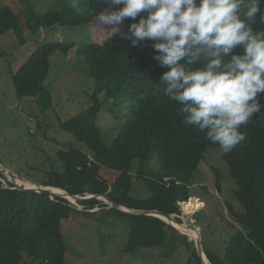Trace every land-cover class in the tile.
Wrapping results in <instances>:
<instances>
[{"label": "trees", "instance_id": "1", "mask_svg": "<svg viewBox=\"0 0 264 264\" xmlns=\"http://www.w3.org/2000/svg\"><path fill=\"white\" fill-rule=\"evenodd\" d=\"M113 6L114 11L122 5ZM264 13V0L260 2ZM141 13L140 15H146ZM95 15L70 16L57 8L45 13L32 10L27 25L40 32L58 25L88 23ZM124 19L123 29L102 42H89L80 47L78 57L87 64L96 88L91 95L92 104L83 113L77 114L60 126L85 142L93 151V158L78 149H59L57 158L63 163L61 170H51L46 186L61 187L71 195L107 194L118 204L132 209H155L170 214H181L180 201L190 197V179L197 171L208 146L220 149L210 142L203 132L185 125L180 105L169 100L163 93L166 86L161 81L168 70L154 57L157 55L153 41H140L132 46L129 26L138 22ZM254 28H264L259 15ZM19 24L9 7H0V36L8 30L17 34L20 43L26 37L19 36ZM73 42L50 41L39 45L13 74V83L19 98H34L50 102L51 92L45 86L50 69V56L56 51L68 55ZM234 51L242 52V48ZM201 65H191L195 68ZM104 94L111 108L120 107L128 101L127 111L116 137L110 144L102 139L101 129L95 118L102 109ZM261 111L254 114L240 131L245 140L222 157L236 183L234 195L242 208L229 205L231 216L239 228L229 238L221 254L205 251L210 264H264V125L260 115L264 113V93H258ZM156 159V167L147 170L150 159ZM138 159V173L151 191L147 198H136L131 193V184L126 173L132 161ZM102 166L121 174L113 184L104 179L99 170ZM0 264H68L62 219L71 211L84 214L106 209L128 219V240L125 251L137 253L144 249H163L168 241L178 234L166 221L157 216L127 215L116 208H107L99 198L79 200L84 210H79L69 199L51 198L49 194L35 190L15 189V184L0 172ZM7 180L8 187L4 181ZM217 185H220V176ZM99 210H94L96 206ZM202 211L198 214H201ZM178 222L182 219L176 218ZM192 255L196 264H202L195 243Z\"/></svg>", "mask_w": 264, "mask_h": 264}, {"label": "rangeland", "instance_id": "2", "mask_svg": "<svg viewBox=\"0 0 264 264\" xmlns=\"http://www.w3.org/2000/svg\"><path fill=\"white\" fill-rule=\"evenodd\" d=\"M0 7H9L13 11L19 24V36L26 37L20 43L13 30L0 36V170L6 172L3 174L11 182L14 180L29 185L22 180L28 179L46 186L43 182L48 180V173L63 167L56 155L59 149H78L93 158V151L87 144L62 128L60 122L83 113L92 104L91 95L96 83L89 66L78 57L80 47L89 42H102L122 30L123 23L98 26L94 17L88 23L58 25L34 32L27 25L32 10L45 13L57 8L74 17L90 13L96 16L104 10V0H80L82 12L73 9L70 0H0ZM107 11L113 12V6ZM50 41L74 43L68 55L56 51L50 56V69L44 82L51 92L50 102H38L30 97L19 98L13 83L14 72L39 45ZM100 97L103 106L95 121L101 129L103 141L110 144L124 122V118L118 116L123 117L129 104L135 101L133 97L128 98L130 103L111 108L112 104L107 102L105 95L101 94ZM260 120L264 125V113L260 115ZM138 165L139 160H133L126 175L131 184L130 193L143 199L149 197L151 191L139 177ZM155 167L156 159L152 158L147 163V170ZM217 172L218 179L220 176L219 186ZM99 173L110 184L121 174L105 166L100 168ZM4 183L7 184V180ZM189 184L191 197L187 202L193 203L192 212H185L187 202L180 201L181 214L174 216L182 219L180 223L184 228L188 226L199 231L204 250L221 254L231 235L239 228L231 216L229 205L236 210L242 206L234 195L236 183L219 148H206L204 158ZM56 188L64 191L61 187ZM62 197L69 199L79 210L85 209L79 201ZM103 197L101 199L105 202ZM100 207L97 205L94 210ZM62 229L68 264H196L192 255L196 236L192 233L189 234L192 246L188 240L186 242L177 237L174 241H168L163 249H144L137 253L125 251L128 219L106 209L87 214L71 211L63 217ZM22 264L29 262L22 258Z\"/></svg>", "mask_w": 264, "mask_h": 264}, {"label": "clouds", "instance_id": "3", "mask_svg": "<svg viewBox=\"0 0 264 264\" xmlns=\"http://www.w3.org/2000/svg\"><path fill=\"white\" fill-rule=\"evenodd\" d=\"M261 0H104L95 23L113 25L131 18L132 46L153 41L155 59L168 70L164 95L176 101L185 125L203 132L224 153L245 140L240 131L261 111L264 93V23ZM70 6L82 12L80 0ZM147 13L146 15H140ZM242 48V52L234 51ZM191 65H201L190 68Z\"/></svg>", "mask_w": 264, "mask_h": 264}, {"label": "water", "instance_id": "4", "mask_svg": "<svg viewBox=\"0 0 264 264\" xmlns=\"http://www.w3.org/2000/svg\"><path fill=\"white\" fill-rule=\"evenodd\" d=\"M0 172L1 173H6L4 170H0ZM22 180L24 182L32 183V185L31 186L30 185H25L24 183L19 184L16 181L13 180L12 183L15 184V187H14L15 189L35 190V191H38V192H42V193L49 194L52 199H54L55 197H58V196L59 197H62V196L68 197L66 195H69V196L75 198L77 201L84 200V199H91V198H99V199H101V197L104 196L103 198L105 199V203H108L109 204V206H107V208H116L117 210H119V211H121V212H123V213H125L127 215H132V216L151 215V216L160 217L161 219H163L164 221H166L167 223H169L175 229V231L178 234L186 237L187 240L189 241L190 245L192 246V240L189 239V235L186 234V233H184V232H181L176 226H174L173 224H171L170 222H168L167 219H165V218L171 219L172 217H175L174 216L175 214H170V213L162 212V211L155 210V209H132V208H127V207H125L123 205L118 204L115 200L111 199L107 194H105V195L92 194L90 196H80V195H71L66 190H64L65 194H57V193H55V192H53L51 190L52 188H54V186H43V185H39V184H36L33 181L28 180V179H22ZM6 185L8 187H10L8 184H6ZM174 219L177 221L176 218H174ZM195 246H196V249H197V253H198V255L201 258L202 264H206L205 261H204L203 255H202V253L205 254V251H204V249L202 247L201 237L198 238L197 240H195Z\"/></svg>", "mask_w": 264, "mask_h": 264}, {"label": "bare ground", "instance_id": "5", "mask_svg": "<svg viewBox=\"0 0 264 264\" xmlns=\"http://www.w3.org/2000/svg\"><path fill=\"white\" fill-rule=\"evenodd\" d=\"M26 183H28L30 186L32 185V183H29V182H26ZM51 190L53 192L57 193V194H65V192L62 189H59V188H56V187L52 188ZM66 196H68V198H70L72 200H76L75 198H73V197H71L69 195H66ZM192 204L193 203H190L189 201L185 204V212H188V213L192 212V208H193L192 207L193 206ZM174 218L175 217H172L171 219H168V218H165V219H167L168 222H170L171 224H173L174 226H176L181 232H184V233H186L188 235L192 233L194 236H196V238H195L196 240L201 237V235H200V233H199V231L197 229H195L193 227H188V226H185V225L184 226L186 228H184L182 226V224L180 222H177ZM202 255H203V258H204L205 263L206 264H210V261L208 260V258L206 257V255L203 254V253H202Z\"/></svg>", "mask_w": 264, "mask_h": 264}]
</instances>
